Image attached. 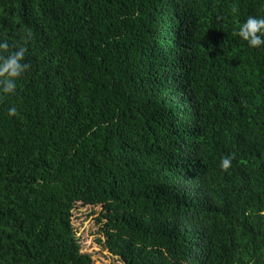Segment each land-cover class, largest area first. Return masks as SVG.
Returning a JSON list of instances; mask_svg holds the SVG:
<instances>
[{
	"label": "trees",
	"instance_id": "1",
	"mask_svg": "<svg viewBox=\"0 0 264 264\" xmlns=\"http://www.w3.org/2000/svg\"><path fill=\"white\" fill-rule=\"evenodd\" d=\"M264 264V0H0V264Z\"/></svg>",
	"mask_w": 264,
	"mask_h": 264
},
{
	"label": "rangeland",
	"instance_id": "2",
	"mask_svg": "<svg viewBox=\"0 0 264 264\" xmlns=\"http://www.w3.org/2000/svg\"><path fill=\"white\" fill-rule=\"evenodd\" d=\"M105 213L102 206L78 204L73 210V224L82 250L92 256L94 264H119V256L105 245L108 239L104 232Z\"/></svg>",
	"mask_w": 264,
	"mask_h": 264
}]
</instances>
